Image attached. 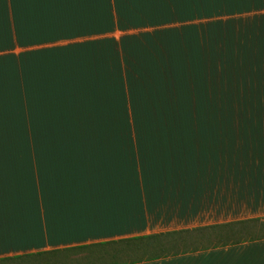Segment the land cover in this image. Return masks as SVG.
<instances>
[{"label": "crops", "instance_id": "obj_1", "mask_svg": "<svg viewBox=\"0 0 264 264\" xmlns=\"http://www.w3.org/2000/svg\"><path fill=\"white\" fill-rule=\"evenodd\" d=\"M7 3L0 0V259L34 264L41 251L40 264H110L113 248L154 235L117 264H264V102L237 105L255 111L247 116L204 120L218 133L35 136L33 105L17 103L18 56L2 54V34L27 61L38 46L64 43L66 20L78 33L88 28L83 3ZM220 61L256 63L264 87V0H220ZM143 244L154 256L139 255Z\"/></svg>", "mask_w": 264, "mask_h": 264}, {"label": "rangeland", "instance_id": "obj_2", "mask_svg": "<svg viewBox=\"0 0 264 264\" xmlns=\"http://www.w3.org/2000/svg\"><path fill=\"white\" fill-rule=\"evenodd\" d=\"M2 1V9H7V0ZM122 1L120 11V4L114 0H80L82 21L84 18L87 22L90 16V24L85 22L88 28L78 33L66 20L64 43L59 48L53 44L38 46L27 61L24 48L2 47V54L16 52L18 56L17 103L18 107H23L25 101L33 105L35 136L101 133L129 134L143 139L146 135L184 132L181 130L218 133L219 126L204 122L209 119L196 122L199 120L181 118L247 116L255 111L239 109L240 103L264 102L263 70L256 68V63L252 68L249 62L220 61V0H154L159 9L156 23L136 25H128V20L121 22L127 14L126 3L132 5L130 1ZM97 12L98 20L105 23L102 26L98 25ZM71 14L68 11L66 17L74 16L77 20ZM8 40L2 42L9 43ZM155 48L172 59L173 68L170 67V77L161 75L162 85L150 80V87L145 86L146 94L140 98L141 86L137 87L133 77L126 80L125 73H134L125 71L121 61H138L149 53L157 59ZM62 57L63 63L57 62ZM78 74L95 75L94 82L81 78L79 83ZM107 74L118 76L109 78ZM249 74L254 76L251 82ZM25 79L30 82L26 89L31 92L24 95L20 86ZM85 80L87 87L82 83ZM78 86L90 92L78 95L75 92ZM162 88L164 101L171 106L170 116L162 108L144 107L143 99H149L151 93L157 95Z\"/></svg>", "mask_w": 264, "mask_h": 264}, {"label": "trees", "instance_id": "obj_3", "mask_svg": "<svg viewBox=\"0 0 264 264\" xmlns=\"http://www.w3.org/2000/svg\"><path fill=\"white\" fill-rule=\"evenodd\" d=\"M129 1L131 2L132 5L130 6L126 3L125 8H124V12H126L127 14H125L126 17L124 16V18H122L121 22L128 20L127 21V22H129L128 25H136V24H140V23H144V22L156 23V20L159 17V9L156 8V5L154 6V0H126V2H129ZM114 2H116V4H120L119 10L121 11L123 1L122 0H114ZM2 3H3V1H2ZM169 12L170 11H168V14H169ZM119 15H120V13L118 14V16ZM184 17H186V16H184ZM2 18L4 19V20H2V26L7 29V21L4 17H2ZM97 21H98V25L101 24V26H102V24H105L103 21L98 20V12H97ZM101 26H99L98 29H100ZM5 37L6 36H4V34H2L3 40L7 39V37L6 38ZM2 45H8V43L2 42ZM155 49L157 51V59H154L153 54L149 53V54H147L146 57H143V58L139 59L138 61H133V62L121 61V63L125 67V71L126 70L127 71L132 70L131 72L134 73V75L132 73H125L126 75L124 77H126V80H128L129 77L130 78L133 77V78H135L134 82L136 83L137 87L141 86L143 93L138 92L139 97L144 96L146 94V93H144L145 86L149 85V87H150V85H151L150 80L155 81V82L157 81L156 82L157 85H162L163 83L160 80V78H162L161 75L162 74H168L170 77V67L173 68L172 59L168 58V56L164 55V53L161 52L160 48H155ZM102 50H104L103 52H105V49H102ZM105 53H108V52H105ZM181 62H184V63L189 62L190 63V61H181ZM97 68L99 69V67H97ZM107 75L110 76L109 78H114V77L118 76V75L113 76L110 74H107ZM102 76H104V74L101 75L100 77H102ZM94 77H95V75H92L89 78L91 82H94V81H92V79ZM97 77L100 78L99 75H97ZM154 78H157V79H154ZM178 80L181 82L180 79H178ZM85 81H82V83ZM163 89L164 88L158 90L157 95L154 96L151 93L149 99H147V100L143 99L144 100V107L147 110L150 109L151 107H153L155 110L162 108V110L164 109L165 111H167V113L169 115V110L171 109V106H168V103L164 101L166 96L164 95ZM115 93L116 92H114V94ZM209 98H208V100H209ZM202 100H203V98H202ZM199 108H202V107H199ZM204 111H205V109H204ZM226 117H228V116H226ZM181 119L201 120V119H220V117L203 118L201 116H198L197 118H181ZM134 120H138V119H134ZM153 238H154V235H146V236L130 238L128 240L129 243L128 242L126 243L128 245V248L127 249L125 248L126 250H123L122 253L116 252L115 248H113L112 253H109V252H108L109 254L107 253V255L109 256L110 264L122 263V261L123 262L133 261L136 258L135 256L138 255V253H136V250H138V249H136V247H138L137 243H143V242L145 243V242H147ZM123 242H125V240H123ZM109 243L114 244L115 241H108L107 244H109ZM101 244H104V243H101ZM143 245H144V247H142L141 254H139V255H141V256L142 255L154 256V251H153L154 249L151 250V248H150V250H149L148 249L149 247L147 246V244H143ZM139 249H141V248H139ZM46 253L47 252H41V251L33 253L32 256H34V264H40L41 256H43ZM49 254H51V252ZM24 257H25L24 255H15L12 257L2 258V259H0V264H23ZM49 263L50 262L46 258L44 264H49Z\"/></svg>", "mask_w": 264, "mask_h": 264}]
</instances>
